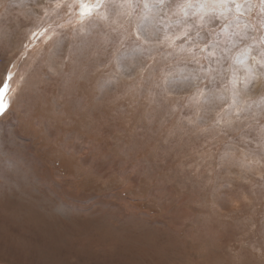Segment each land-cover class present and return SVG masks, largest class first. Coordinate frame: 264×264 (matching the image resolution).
I'll return each instance as SVG.
<instances>
[{
	"label": "rangeland",
	"instance_id": "rangeland-1",
	"mask_svg": "<svg viewBox=\"0 0 264 264\" xmlns=\"http://www.w3.org/2000/svg\"><path fill=\"white\" fill-rule=\"evenodd\" d=\"M147 2L0 0V264H264V170L222 166L252 41Z\"/></svg>",
	"mask_w": 264,
	"mask_h": 264
},
{
	"label": "snow or ice",
	"instance_id": "snow-or-ice-1",
	"mask_svg": "<svg viewBox=\"0 0 264 264\" xmlns=\"http://www.w3.org/2000/svg\"><path fill=\"white\" fill-rule=\"evenodd\" d=\"M57 2L59 3L60 0ZM96 2L99 6L97 10L105 5V0H96ZM152 5L154 7L174 5L185 18L184 23L194 21L190 26L200 28L205 23H217L222 32L239 37L241 42L248 39L252 41V43L245 45L243 57L237 59V64L243 66L242 78L240 70L234 69L229 80L231 85L229 89L231 104L229 107L235 109L233 113L235 119L225 121L221 131L228 135L229 129L238 128L239 135L232 139L233 146L226 148L222 157V166L240 169L242 173H251L256 168L264 170V123H261L255 116L251 119L244 116L243 114L249 112L252 106L242 103L240 99L241 84L246 89L252 79L264 76V0H152ZM119 6L121 8L132 7L135 10L138 7V0H119ZM144 7H149L147 0H145ZM254 9L256 10L255 24L247 21L242 24L241 21L246 16H251ZM83 11L90 13L91 9H84ZM229 29H231L230 32ZM47 30L45 29V31ZM255 33L260 34L257 36ZM152 35L146 31L143 24H137V40L143 38L144 43H148ZM196 35H199V32ZM183 36L188 37L189 32L185 30ZM205 46H208L207 43ZM253 52L255 55H252ZM209 55H213V53L210 52ZM249 59L252 61L251 64L247 63ZM257 107L260 109V115H264V103L257 105ZM4 110V105L0 104V115H3ZM187 119L193 127H198L204 121V117L199 113L195 117L189 116ZM245 120L248 122L245 123ZM220 123V120L215 121L216 125ZM201 131L207 132L208 129H201Z\"/></svg>",
	"mask_w": 264,
	"mask_h": 264
},
{
	"label": "bare ground",
	"instance_id": "bare-ground-1",
	"mask_svg": "<svg viewBox=\"0 0 264 264\" xmlns=\"http://www.w3.org/2000/svg\"><path fill=\"white\" fill-rule=\"evenodd\" d=\"M11 188V187H10ZM6 189V188H5ZM2 192V191H1ZM30 204V203H29ZM32 229V228H31ZM34 230V229H33Z\"/></svg>",
	"mask_w": 264,
	"mask_h": 264
}]
</instances>
